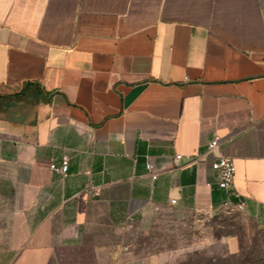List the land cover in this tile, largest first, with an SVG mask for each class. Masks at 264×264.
<instances>
[{
  "label": "crops",
  "instance_id": "crops-1",
  "mask_svg": "<svg viewBox=\"0 0 264 264\" xmlns=\"http://www.w3.org/2000/svg\"><path fill=\"white\" fill-rule=\"evenodd\" d=\"M218 155L263 222L264 0H0V264H172Z\"/></svg>",
  "mask_w": 264,
  "mask_h": 264
},
{
  "label": "rangeland",
  "instance_id": "rangeland-1",
  "mask_svg": "<svg viewBox=\"0 0 264 264\" xmlns=\"http://www.w3.org/2000/svg\"><path fill=\"white\" fill-rule=\"evenodd\" d=\"M239 238H242L245 251L255 247L261 249L264 257V221L232 204H225L210 212H193L184 223L174 222L170 216H161L146 234H139L135 241L155 250L192 247L172 264H207L209 256L238 253Z\"/></svg>",
  "mask_w": 264,
  "mask_h": 264
},
{
  "label": "built area",
  "instance_id": "built-area-1",
  "mask_svg": "<svg viewBox=\"0 0 264 264\" xmlns=\"http://www.w3.org/2000/svg\"><path fill=\"white\" fill-rule=\"evenodd\" d=\"M222 138L220 136H215L212 140H210L207 144L208 150L213 151L217 148H219L221 144ZM181 155H177V158H181ZM211 167L213 170V179L214 182L217 184V186L225 193L228 200H231V198L235 197L238 199V201L233 205L238 210H244L245 208V202L240 199L239 194L234 188V181H235V174H236V166L233 162V159L229 156L224 155H218L216 156L212 163ZM49 168L65 177L69 173L70 168V159L67 155L63 156L58 161H52L49 164ZM146 168L148 171L152 174V179L157 178V174L154 172L155 167L152 162L146 163ZM91 190L96 192V189L94 186L91 187ZM173 203L176 202V199L172 200ZM226 204H230L228 201Z\"/></svg>",
  "mask_w": 264,
  "mask_h": 264
},
{
  "label": "trees",
  "instance_id": "trees-1",
  "mask_svg": "<svg viewBox=\"0 0 264 264\" xmlns=\"http://www.w3.org/2000/svg\"><path fill=\"white\" fill-rule=\"evenodd\" d=\"M225 194V193H224ZM214 199L216 201V193L214 192ZM233 202H237L238 199L233 197L231 198ZM264 240V239H263ZM240 250L238 253L234 254H225L224 257L220 256H209L207 264H264V257L263 252L261 249H257L255 247L250 248V250L245 251V246L242 244V238L240 239ZM243 257V258H241ZM186 264H196V263H189Z\"/></svg>",
  "mask_w": 264,
  "mask_h": 264
}]
</instances>
